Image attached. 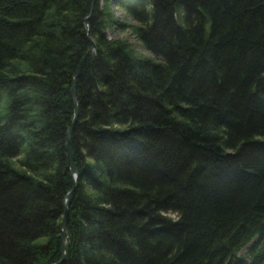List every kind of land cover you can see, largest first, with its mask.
Instances as JSON below:
<instances>
[{
	"label": "trees",
	"instance_id": "1",
	"mask_svg": "<svg viewBox=\"0 0 264 264\" xmlns=\"http://www.w3.org/2000/svg\"><path fill=\"white\" fill-rule=\"evenodd\" d=\"M91 2L0 0V264L61 258L92 45L57 264H264V0Z\"/></svg>",
	"mask_w": 264,
	"mask_h": 264
},
{
	"label": "water",
	"instance_id": "2",
	"mask_svg": "<svg viewBox=\"0 0 264 264\" xmlns=\"http://www.w3.org/2000/svg\"><path fill=\"white\" fill-rule=\"evenodd\" d=\"M92 3L93 0L90 4V8H89V13H91V7H92ZM94 49L93 45L90 48V50H88L86 52V54L81 58L80 62L77 64L73 75H72V79H71V87H70V94H71V100H72V106H73V114H72V119L71 122L69 124V126L66 129V133H65V152H66V162H67V168L70 171V174L72 176V187L71 189L65 194L64 197V201H63V214H62V218H61V224H60V240H61V245H60V252H61V258L57 263H59L61 260L64 259V240H65V228H66V220H67V203L69 198L73 195L75 187H76V179H77V174L76 171L73 167L72 164V159H71V146H70V139H71V133H72V129L74 126V123L76 121L77 118V102H76V98H75V79L78 75V72L80 70V67L83 63V61L86 59L87 54Z\"/></svg>",
	"mask_w": 264,
	"mask_h": 264
},
{
	"label": "rangeland",
	"instance_id": "3",
	"mask_svg": "<svg viewBox=\"0 0 264 264\" xmlns=\"http://www.w3.org/2000/svg\"><path fill=\"white\" fill-rule=\"evenodd\" d=\"M110 8H111V11H112V14H113L114 18H116L117 20H119L121 22H124V23H127V24L128 23H133L113 3L110 4ZM106 35H107V38H109V39H111V38L112 39L113 38L118 39L119 38V39L125 40L128 44H130V46L133 48V50L137 54L149 57V54L145 50H143L141 48V45H140L139 41L130 33V31L128 29H125V30H118V29H115V28L107 29L106 30ZM245 249H246V247L241 249L238 252V255H240V256L245 255ZM243 257H246V256H243Z\"/></svg>",
	"mask_w": 264,
	"mask_h": 264
},
{
	"label": "bare ground",
	"instance_id": "4",
	"mask_svg": "<svg viewBox=\"0 0 264 264\" xmlns=\"http://www.w3.org/2000/svg\"><path fill=\"white\" fill-rule=\"evenodd\" d=\"M71 159H72V157H71ZM72 164H73V162H72ZM73 167H74V165H73ZM75 169V168H74ZM76 171V170H75Z\"/></svg>",
	"mask_w": 264,
	"mask_h": 264
}]
</instances>
